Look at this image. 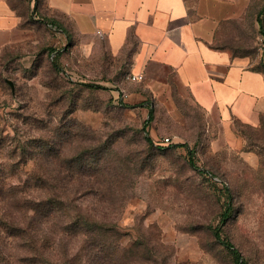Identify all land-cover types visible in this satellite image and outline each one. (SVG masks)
I'll use <instances>...</instances> for the list:
<instances>
[{"label": "rangeland", "instance_id": "obj_1", "mask_svg": "<svg viewBox=\"0 0 264 264\" xmlns=\"http://www.w3.org/2000/svg\"><path fill=\"white\" fill-rule=\"evenodd\" d=\"M55 26L34 9L20 41L0 53V168L17 164L13 180L23 186L42 165L56 169L55 161L20 158L23 145L39 152L57 141L71 154L111 143L116 194L97 191L88 177L74 194L93 215L117 221L130 253L144 258L133 264H238L213 234L230 202L223 238L249 264H264V125L224 124L176 84L161 97L133 90L128 58L113 56L105 42L87 51L83 38ZM255 35L233 45L264 57V38ZM134 91L149 103H131ZM145 133L158 147L152 152Z\"/></svg>", "mask_w": 264, "mask_h": 264}, {"label": "crops", "instance_id": "obj_2", "mask_svg": "<svg viewBox=\"0 0 264 264\" xmlns=\"http://www.w3.org/2000/svg\"><path fill=\"white\" fill-rule=\"evenodd\" d=\"M36 6L87 51L105 42L128 58V73L144 75L127 83L133 90L161 97L176 84L224 124H264V57L233 45L249 31L260 37L261 0H0V53L20 41ZM129 100L149 103L137 91Z\"/></svg>", "mask_w": 264, "mask_h": 264}, {"label": "trees", "instance_id": "obj_3", "mask_svg": "<svg viewBox=\"0 0 264 264\" xmlns=\"http://www.w3.org/2000/svg\"><path fill=\"white\" fill-rule=\"evenodd\" d=\"M34 9L39 10V6L29 13ZM257 20L264 38V5ZM45 21L55 24L57 30L61 28L54 20L45 18ZM64 32L70 35L67 30ZM56 139L59 141L61 134ZM110 144L102 142L71 154L58 146L57 141L45 143L39 152L23 145L20 158L26 162L33 159L56 162L54 171L40 165L33 173L32 183L23 186L13 180L17 164L0 168L3 169L0 171V264H133L144 259L139 252L130 253L117 221L93 215L74 194L83 189L78 186L83 177L99 183L92 185L97 191L116 194L119 186L114 179L116 169L109 160V154L114 152ZM143 145L149 152L158 148L149 133H145ZM188 153L189 162L196 168L191 159L193 151L188 149ZM127 162L128 159L122 161ZM47 176L56 182L47 181ZM232 211L230 202L213 234L238 264H249L240 249L223 238V226L230 220Z\"/></svg>", "mask_w": 264, "mask_h": 264}, {"label": "built area", "instance_id": "obj_4", "mask_svg": "<svg viewBox=\"0 0 264 264\" xmlns=\"http://www.w3.org/2000/svg\"><path fill=\"white\" fill-rule=\"evenodd\" d=\"M127 80L132 81V82L142 81V80H144V75L141 74V73H132V72H130V73L127 74ZM164 141L167 144L170 143L171 142L170 137L164 138Z\"/></svg>", "mask_w": 264, "mask_h": 264}, {"label": "water", "instance_id": "obj_5", "mask_svg": "<svg viewBox=\"0 0 264 264\" xmlns=\"http://www.w3.org/2000/svg\"><path fill=\"white\" fill-rule=\"evenodd\" d=\"M9 82H10V84L13 86V82L12 81H10V80H8Z\"/></svg>", "mask_w": 264, "mask_h": 264}]
</instances>
